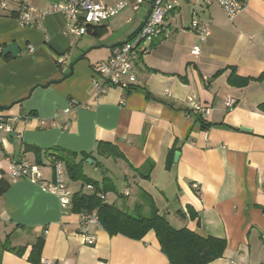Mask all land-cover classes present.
Returning <instances> with one entry per match:
<instances>
[{"label": "crops", "instance_id": "obj_1", "mask_svg": "<svg viewBox=\"0 0 264 264\" xmlns=\"http://www.w3.org/2000/svg\"><path fill=\"white\" fill-rule=\"evenodd\" d=\"M62 1L27 4L43 10ZM243 2L229 18L216 3L179 0L164 18L162 35L135 63L128 86H110L102 96L92 93L93 64L108 60L134 33L151 0L80 37L67 35L61 14L28 27L16 20L17 4L0 9V115L12 127L0 134V179L9 183L0 197V264H170L153 232L132 240L90 226L84 235L83 213L71 205L63 211L40 183L9 178L10 161L27 160L39 166L42 181L54 182L60 162L44 152L94 153L98 143L123 156L93 154L94 163L83 165L85 174V165L106 163L96 181L122 176V189L113 182L115 192L103 201L126 211L140 206L148 216L147 196L172 228L225 241L222 257L209 264H264V0ZM192 20L209 26L205 40L191 30ZM11 43L18 55H2ZM227 99L236 103L226 107ZM60 164L73 193L92 192L66 178ZM4 241L10 250L2 249ZM38 241L40 263H34L29 258Z\"/></svg>", "mask_w": 264, "mask_h": 264}, {"label": "built area", "instance_id": "obj_2", "mask_svg": "<svg viewBox=\"0 0 264 264\" xmlns=\"http://www.w3.org/2000/svg\"><path fill=\"white\" fill-rule=\"evenodd\" d=\"M144 0H117L114 5L108 6L96 0H65L56 2L43 10H38L27 4V0H0V9H8L10 4H17L19 10L16 20L22 26H35L38 20L55 13L61 14L68 21L67 35L70 37H80L84 35L89 26H96L106 22L119 15L127 7L137 11ZM195 3L196 0H188ZM216 3L224 14L233 18L244 8L243 0H205L206 4ZM179 0H151L150 10L145 20L134 31L130 37L122 44L114 47L108 60L93 64V76L90 83L92 93L96 96L105 95L108 87L119 86L126 88L127 79L134 77V65L148 51L149 45L162 35L163 21L166 15L174 10ZM191 30H193L200 40L210 34L209 26L206 23H200L192 20ZM1 45V44H0ZM199 47L193 46L190 54L196 56L199 53ZM236 102L233 99L225 101L226 107H232ZM197 111L206 116L208 109ZM9 121L0 115V134L9 135L12 127ZM8 170L9 178L12 182L18 179H26L31 183H40L41 188L51 195H54L63 211L71 205L73 192L68 187L65 178L61 173V164L55 165L56 177L54 182L42 181L39 172V166L27 160L10 161ZM87 190L92 191V186L86 185ZM264 192V186H263ZM81 231L87 234L88 227H101L97 213H83L81 217ZM86 241L89 245L93 244L91 237L87 236ZM41 264H50L49 261H42ZM234 264V263H232Z\"/></svg>", "mask_w": 264, "mask_h": 264}, {"label": "trees", "instance_id": "obj_3", "mask_svg": "<svg viewBox=\"0 0 264 264\" xmlns=\"http://www.w3.org/2000/svg\"><path fill=\"white\" fill-rule=\"evenodd\" d=\"M26 151L39 154L40 149L27 146ZM53 152V153H52ZM52 155L55 162L63 164L64 171L71 182H80L92 186L91 193L81 191L73 193L71 197V211L73 213H90L95 211L100 226L109 235L121 234L134 240L142 239L148 232H153L158 241L160 251L166 256L170 264H209L222 257L225 251V241L217 238H203L187 230L172 228L164 217L158 215L153 202L143 196L144 202L149 206L148 216L137 210L126 211L118 209L115 205L108 204L101 196L115 192L113 182L103 177L96 181L83 173V165L87 159L95 161L93 154L101 157L123 158L120 152L110 144L98 143L94 153L75 154L60 149H50L44 152ZM40 164V160H37ZM99 167V163H95ZM9 183L0 179V197L8 190ZM120 197V195H118ZM42 241H38L33 247L29 260L40 263L39 253ZM2 249L10 250L7 241L1 245ZM19 253V251L17 252Z\"/></svg>", "mask_w": 264, "mask_h": 264}, {"label": "rangeland", "instance_id": "obj_4", "mask_svg": "<svg viewBox=\"0 0 264 264\" xmlns=\"http://www.w3.org/2000/svg\"><path fill=\"white\" fill-rule=\"evenodd\" d=\"M111 170H114L115 167H113V165H109L108 166ZM107 168V165L105 162H100V166L98 167V169H96L94 166H89V165H85V169L84 172L86 174L87 177H90L93 180H99L101 179V170ZM105 171V170H104ZM109 177L112 178L114 185L116 186V189L119 191L122 189V176L119 175L118 173H113V174H109ZM78 185H72V189H77ZM110 199H112V197H110ZM109 199V200H110Z\"/></svg>", "mask_w": 264, "mask_h": 264}, {"label": "water", "instance_id": "obj_5", "mask_svg": "<svg viewBox=\"0 0 264 264\" xmlns=\"http://www.w3.org/2000/svg\"><path fill=\"white\" fill-rule=\"evenodd\" d=\"M2 55H10L12 57H16L18 55V47L15 43L7 44L4 49H2ZM13 136V133L10 135ZM178 157V153L175 154V160ZM87 163H94L91 159L86 160Z\"/></svg>", "mask_w": 264, "mask_h": 264}]
</instances>
